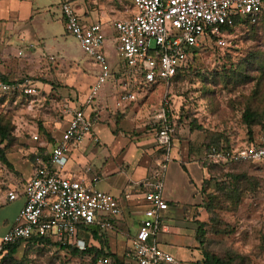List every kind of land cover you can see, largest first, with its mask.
<instances>
[{
	"label": "crops",
	"instance_id": "crops-1",
	"mask_svg": "<svg viewBox=\"0 0 264 264\" xmlns=\"http://www.w3.org/2000/svg\"><path fill=\"white\" fill-rule=\"evenodd\" d=\"M67 1L82 22L101 24L105 37L104 51L110 70L113 74L120 75L124 67L117 56L112 23L133 14L132 0ZM60 4V0H0V74L7 76L9 80L28 79L39 88L43 104L41 108L31 111V114L42 110L52 89L50 84L33 79L37 69H42L40 72L45 77L47 69L64 65L68 68L72 66L77 71L76 74L69 73V76L61 75L66 77L61 79L65 86L62 91L69 93V98L72 99H66L60 104L55 120L44 126L49 140L40 135L37 126H30L28 135L32 138V134L37 133L38 143L34 140L36 143L33 141L17 151L6 153L13 169L9 170L4 165V170L1 169L0 238L7 232L24 204L22 187L31 177L32 157L48 155L51 146L67 127L70 115L64 112V107L68 105L72 109H83L92 119L93 128L91 136L85 138L70 153L64 167L65 173L82 178L89 188L120 198L122 212L115 218V228L105 230L108 243L105 250L118 259V262L111 259L112 264H132L123 254L129 247L147 206L144 200L146 187L143 184L151 179L158 163L166 157L168 160L163 195L168 208L161 213L162 228L156 236L157 244L178 259L203 264V247L196 234L199 223H205L208 219L203 191V182L209 179L203 165L205 150L189 143L190 138L178 130L171 136L168 150L157 144L155 132L147 129V120L143 118L145 105L134 103L139 95L148 97L149 91L157 84H140L136 91V101L122 105H117V95L124 85H104L97 104H84L86 92L94 82L99 67L82 52L77 40L65 32ZM109 45L111 51H114L113 55L106 50ZM19 50L21 55L17 54ZM57 92L61 91L57 89ZM27 101L28 98L24 97L21 103L26 107ZM149 115L148 120H151L150 112ZM100 135H106L108 139V145L112 149L108 155L111 160L106 167V164H102L100 169L93 170L89 160V147H92L91 140L99 142ZM213 187L210 183L206 192H212ZM8 188H15L18 198L4 200L2 194ZM92 243L99 246L97 240H92Z\"/></svg>",
	"mask_w": 264,
	"mask_h": 264
},
{
	"label": "built area",
	"instance_id": "built-area-1",
	"mask_svg": "<svg viewBox=\"0 0 264 264\" xmlns=\"http://www.w3.org/2000/svg\"><path fill=\"white\" fill-rule=\"evenodd\" d=\"M60 2L65 32L77 40L82 52L99 67L84 98L86 105L99 95L107 80L124 85L118 92L117 105L136 101L140 84L169 82L197 56L195 49L212 42L226 45L224 26L233 27L236 20L255 23L264 15V0H132L133 14L112 23L118 57L124 67L120 75H115L105 55L101 24L82 22L71 3ZM21 53V50L17 52ZM12 94L28 98V110L42 107L43 96L28 79L4 81L0 78V95ZM64 112L70 118L60 138L48 155H34L31 161V177L22 187L24 204L0 238V257L8 246L31 237L49 239L57 243L54 246L83 250V228L92 225L103 230L115 228V218L122 212L120 198L89 188L82 178L65 173L70 153L91 136L93 121L83 109L66 105ZM172 117L171 98L165 95L152 113V119L157 144L167 150L175 133ZM32 139L37 141L38 134H32ZM208 159L214 162L264 161V130L251 142L237 141L229 148L211 147L204 156V160ZM167 160V157L161 160L151 179L143 184L147 206L123 255L132 264H194L176 258L157 244L156 236L162 228L161 213L168 208L163 195ZM3 193L7 201L19 196L15 188ZM95 264L112 262L100 256Z\"/></svg>",
	"mask_w": 264,
	"mask_h": 264
},
{
	"label": "rangeland",
	"instance_id": "rangeland-1",
	"mask_svg": "<svg viewBox=\"0 0 264 264\" xmlns=\"http://www.w3.org/2000/svg\"><path fill=\"white\" fill-rule=\"evenodd\" d=\"M226 41L224 46L212 43L199 51L189 70L168 84L158 83L148 97L139 95L134 103L145 105L142 113L148 130L155 132L153 119L148 120L149 112L152 116L167 95L173 102L172 118L178 132L187 135L189 143L201 150L219 134L236 138L245 135L241 122L244 109L247 106L258 111L264 109V23L253 29L238 26ZM106 50L113 55L110 45ZM58 68L47 69V77L41 74L42 69H37L33 75V79L52 86L48 100L38 113L31 114L19 100L9 99L0 104V127L6 129L10 137L9 151L32 143L34 140L28 135L30 126H48L57 117L60 104L72 99L69 93L62 91L65 86L61 79L66 77L61 75L69 76L77 71L67 65ZM110 84L111 80H107L103 86ZM99 101L97 96L92 103ZM258 130V126L254 127L253 133L257 134ZM98 140L97 143L91 140L92 147H89L93 170L100 169L102 164L106 167L111 160L108 155L112 149L106 135H100ZM3 145L4 142L0 146ZM2 166L0 163V180L3 179ZM219 169L212 172L211 184L215 186L214 182L218 181L222 190L213 202L216 220L211 221L207 213L203 250L219 257L236 256L233 264H264V162ZM4 264H90V259L72 256L59 246L41 247L29 243L21 244L13 260Z\"/></svg>",
	"mask_w": 264,
	"mask_h": 264
},
{
	"label": "trees",
	"instance_id": "trees-1",
	"mask_svg": "<svg viewBox=\"0 0 264 264\" xmlns=\"http://www.w3.org/2000/svg\"><path fill=\"white\" fill-rule=\"evenodd\" d=\"M264 23V15L260 17L255 23H249L244 20H236L235 24L233 27H223V31L225 32L226 39L229 37V34L238 26H248L251 27L252 29L257 27L259 24ZM214 43V42H212ZM206 46L210 45H204L202 49H204ZM201 48L195 49V53L198 54L199 51L202 50ZM195 60V57L193 58L192 62H190L186 67L183 69L179 70L177 74L170 80H174L177 77H179L181 74L189 70L191 64ZM0 78L4 81H10L7 76L0 74ZM169 81V82H170ZM168 84V82H167ZM24 97H18L15 94L12 95H0V104L4 103L7 100H14V101H22ZM171 102V107H172V113H173V106ZM174 115V114H173ZM241 122L244 125L245 129V135L241 138H236L235 136H231L230 134L228 135H223L219 134L217 137H214V139L210 140L207 142L204 147H205V153L207 151L215 146H221L223 145L226 148H229L232 146L234 143L237 141H245V142H251L253 141L263 130H264V109L263 110H255L250 107H246L242 113L241 116ZM258 126L259 130L257 134L253 133V128ZM177 123L175 122V133L177 131ZM39 133L44 136L47 140H49V134L46 132L45 128L39 125L38 127ZM175 133L173 135H175ZM0 145L4 142L3 146H0V163H2L7 169L12 170L13 166L12 164L8 161L6 158V153L10 152L8 150V145L11 143L10 137L7 134V130L0 127ZM33 159V157H32ZM259 162H264V161H259ZM259 162H252V161H242V162H234V161H218L214 162L210 159L204 160V167L206 168V171L209 175V179L203 182V191L205 193L206 197V202H205V210L206 212L210 215V220L214 222L216 220V214L214 213L213 210V202L217 198V193L218 191L222 190V187H220V184L218 181L214 182V187L215 190L212 192H206L209 188V185L211 181L214 178V175H212V172L219 168H224L226 166H231L235 167V165H242V164H256ZM220 170V169H219ZM235 177V176H234ZM236 191L235 188L232 189V193ZM206 223H199V227L197 229V234L196 237L198 241L203 245L205 240L204 236L206 234V230L204 229ZM84 242H85V248L83 250H80L75 247H70V246H60L62 250H65L66 252H69L72 256H77L80 259L84 256H87L90 259V264H95L97 258L100 256H104L107 258H110L114 260L115 262H118V259L116 256H114L112 253L107 252L105 248H107L108 243H107V237L105 234V230L101 229L99 226H88L83 228V232L81 234ZM92 240H97L99 243V246H96L92 243ZM32 244L33 246H41V247H51L54 245H57V243L51 242L49 239L43 238V237H31L26 240H21L15 244H12L7 247L6 252L0 257V264H4L6 261H12L13 260V255L16 253L17 248L22 244ZM236 256H227V257H219L207 250H203V264H233L235 261Z\"/></svg>",
	"mask_w": 264,
	"mask_h": 264
}]
</instances>
